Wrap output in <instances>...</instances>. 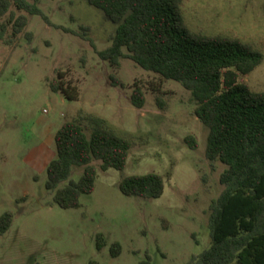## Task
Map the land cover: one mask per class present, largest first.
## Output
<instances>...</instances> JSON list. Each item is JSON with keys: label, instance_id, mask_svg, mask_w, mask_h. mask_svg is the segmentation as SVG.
I'll use <instances>...</instances> for the list:
<instances>
[{"label": "rangeland", "instance_id": "374dc122", "mask_svg": "<svg viewBox=\"0 0 264 264\" xmlns=\"http://www.w3.org/2000/svg\"><path fill=\"white\" fill-rule=\"evenodd\" d=\"M39 6L49 22L28 15L12 42H0V216L12 214L0 233V264H195L191 258L209 246V204L223 189L226 166L205 155L207 128L192 112L189 91L163 81L160 109L149 89L156 74L129 58L113 68L97 55L117 23L86 0H40ZM181 7L192 31L235 37L264 54V0H182ZM58 71L77 99L50 90ZM112 73L122 87L112 85ZM243 80L264 90V60ZM135 82L143 86L141 108L130 102ZM79 112L106 119L132 146L122 169L102 170L94 160L93 191L80 196L79 207L64 209L45 188L46 166L55 155L54 133ZM188 135L195 149L184 141ZM82 171L73 167L69 179ZM147 173L163 176L161 196L121 193L123 177Z\"/></svg>", "mask_w": 264, "mask_h": 264}, {"label": "trees", "instance_id": "16d2710c", "mask_svg": "<svg viewBox=\"0 0 264 264\" xmlns=\"http://www.w3.org/2000/svg\"><path fill=\"white\" fill-rule=\"evenodd\" d=\"M86 1L117 23L110 44L96 50L99 58L113 68L120 66L121 58H129L156 74L149 89L160 109L166 105L163 81H176L188 90L192 112L207 128L205 155L226 166L219 178L223 189L209 204V246L190 262L264 264V90H253L243 80L263 62L262 51L235 37L192 31L185 22L182 0ZM39 3L0 0V17L9 15L7 22H0V42H12L26 27L28 15L49 22ZM26 36L30 39L31 33ZM109 79L113 86H123L114 73ZM48 86L66 99L78 98L76 88L59 71ZM130 102L136 108L144 105L143 86L137 82ZM53 140L55 155L46 166L45 188L64 209L79 207L80 196L93 191L94 160L100 161L102 170L122 169L132 146L106 119L87 112L64 121ZM184 141L191 149L197 147L190 135ZM75 166L83 168L78 180L69 179ZM65 180L68 183L60 186ZM119 189L126 196L157 198L163 193L164 179L156 173L129 175L120 180ZM11 222L10 212L0 216L1 234ZM115 247L119 250L113 243L112 255L117 254Z\"/></svg>", "mask_w": 264, "mask_h": 264}]
</instances>
